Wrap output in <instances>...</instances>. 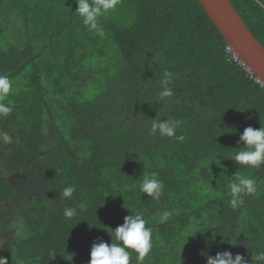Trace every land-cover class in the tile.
Masks as SVG:
<instances>
[{"label": "trees", "instance_id": "trees-1", "mask_svg": "<svg viewBox=\"0 0 264 264\" xmlns=\"http://www.w3.org/2000/svg\"><path fill=\"white\" fill-rule=\"evenodd\" d=\"M4 1L20 31L15 42L0 22V74L13 89L4 101L13 111L0 116V257L88 264L93 242L110 244L111 229L137 210L153 230L144 264H206L225 251L264 264L255 259L264 253V165L229 159L245 128L264 126V86L202 5L121 0L101 18V37L76 0ZM231 2L264 45V0ZM165 71L173 96L161 101ZM169 118L183 121V141L150 134L153 119ZM144 171L164 184L158 200L136 191ZM235 173L258 188L234 210ZM69 184L76 192L65 200ZM65 207L77 215L65 218ZM164 211L170 218L157 223Z\"/></svg>", "mask_w": 264, "mask_h": 264}, {"label": "clouds", "instance_id": "clouds-1", "mask_svg": "<svg viewBox=\"0 0 264 264\" xmlns=\"http://www.w3.org/2000/svg\"><path fill=\"white\" fill-rule=\"evenodd\" d=\"M120 3L121 0H76L75 13L90 32L103 37L105 33L100 20L108 13L115 11ZM172 76L170 71L164 72L161 81L163 90L159 93L161 101L173 96V90L169 87ZM12 90V82L8 76L0 74V116L7 117L13 111L11 102H4ZM182 124L183 121L175 118L163 121L153 119L150 134L158 133L161 137H174L177 141H183L184 136L177 135V129ZM238 143H242L243 146L237 149L229 159L245 169H258L264 165V126L259 129L251 126L245 128L239 136ZM257 188L256 178L248 174L235 173L228 183L229 206L234 210L240 208L244 204V197L256 194ZM163 189V182L155 173L148 171L143 172L142 179L136 185L138 194L146 195L153 200L160 198ZM75 192V185L69 184L63 188L60 195L65 200H70ZM78 207L83 211L86 210L87 204L81 202ZM63 215L71 219L77 215V210L75 207H65ZM170 216V212L164 211L156 222L164 223ZM149 223L150 220L142 212L131 210V214L125 216L123 224L109 232L112 238L110 244L101 239L93 242L88 264H131L133 256H135L136 264H144L145 258L153 249V230L147 226ZM191 231L192 229H189V233ZM255 259L264 260V253H260ZM0 264H8V259L0 257ZM206 264H247V261L239 254L233 256L231 252L225 251L215 256H206Z\"/></svg>", "mask_w": 264, "mask_h": 264}, {"label": "water", "instance_id": "water-1", "mask_svg": "<svg viewBox=\"0 0 264 264\" xmlns=\"http://www.w3.org/2000/svg\"><path fill=\"white\" fill-rule=\"evenodd\" d=\"M224 36L237 59L264 86V45L253 34L231 0H197Z\"/></svg>", "mask_w": 264, "mask_h": 264}, {"label": "rangeland", "instance_id": "rangeland-1", "mask_svg": "<svg viewBox=\"0 0 264 264\" xmlns=\"http://www.w3.org/2000/svg\"><path fill=\"white\" fill-rule=\"evenodd\" d=\"M6 3L4 0H0V22H2L3 25H5V22H9L7 26H9L8 34L11 35V39L13 41H18L19 37V23L17 20H15V16L12 15L11 18H8V12L6 8ZM7 139V137H5ZM8 140V139H7Z\"/></svg>", "mask_w": 264, "mask_h": 264}]
</instances>
